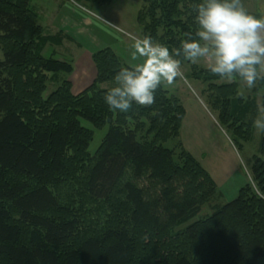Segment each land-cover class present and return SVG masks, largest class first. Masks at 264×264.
I'll return each instance as SVG.
<instances>
[{"label":"trees","instance_id":"16d2710c","mask_svg":"<svg viewBox=\"0 0 264 264\" xmlns=\"http://www.w3.org/2000/svg\"><path fill=\"white\" fill-rule=\"evenodd\" d=\"M30 1L0 0V264H261L264 133L251 158V183L210 216L177 230L218 195L190 153L163 146L179 136L180 100L160 86L152 106L110 110L100 85L128 66L109 47L91 55L96 75L82 92L73 94L65 79L45 96L57 74L73 69L43 56L48 44L67 37L44 34ZM199 2L143 0L136 20L143 36L172 50L194 34ZM190 72L241 149L252 138L264 80L244 98L238 79L226 82L196 65ZM260 100L264 107V94ZM81 120L108 127L93 155L94 132Z\"/></svg>","mask_w":264,"mask_h":264},{"label":"rangeland","instance_id":"374dc122","mask_svg":"<svg viewBox=\"0 0 264 264\" xmlns=\"http://www.w3.org/2000/svg\"><path fill=\"white\" fill-rule=\"evenodd\" d=\"M142 2L143 0H113L106 5L96 3L78 5L70 0H31L29 7L37 15L38 24L46 35H54L58 32L61 22L64 26L68 23L64 21L63 15L65 14H68V18L87 16L96 25L91 28L90 34L77 35L71 41L65 38L59 46L48 44L42 53L44 57H52L68 63L73 62L72 64L75 66L76 61L82 60L81 57L88 51L89 47L86 43H92L93 40L97 44L102 40L107 47L114 51L123 65L131 67L141 62L139 59L133 61L131 56L134 51V41L144 37L142 28L136 20ZM242 4L249 13L264 17V0H242ZM76 20L78 19H72L70 25H73ZM92 48L100 47L93 46ZM0 60H3L1 51ZM192 65L208 68L204 61L196 64L186 61L181 64L183 77L177 78L172 84L161 85L169 95L180 100L185 111L179 136L167 141L163 146L173 149L176 154L179 152V146L190 153L213 179L218 195L205 205L195 218L177 230H181L198 219L210 216L214 208L233 200L241 187L251 183L249 171L251 158L259 153L262 134L253 127L251 140L242 144L241 149H237L232 142L231 134L219 124L217 114L207 106L205 85L189 76ZM68 77L64 73L57 74L56 82L48 84L45 96ZM100 86L109 90L115 86V80ZM77 90L79 89L74 90L73 94H78L84 89ZM238 91L244 98L251 96L250 89L240 81H238ZM262 94L264 92L259 93L256 98L259 108L261 107ZM81 123L85 128L94 132L88 147V152L93 155L102 142L108 127L105 126L103 129L97 130L84 120H81ZM259 262L264 264V257L260 258Z\"/></svg>","mask_w":264,"mask_h":264},{"label":"clouds","instance_id":"9594fccd","mask_svg":"<svg viewBox=\"0 0 264 264\" xmlns=\"http://www.w3.org/2000/svg\"><path fill=\"white\" fill-rule=\"evenodd\" d=\"M194 34L170 50L145 35L133 44L131 67L121 68L115 86L104 94L112 111L128 113L134 105L152 106L164 83L183 77L181 60L204 61L221 79H238L248 89L264 80V17L250 14L242 0H200L192 9ZM252 126L264 133V107L257 109Z\"/></svg>","mask_w":264,"mask_h":264},{"label":"crops","instance_id":"0c3cea01","mask_svg":"<svg viewBox=\"0 0 264 264\" xmlns=\"http://www.w3.org/2000/svg\"><path fill=\"white\" fill-rule=\"evenodd\" d=\"M70 1H72V0H70ZM72 3H74V2L72 1ZM63 17L65 18L64 21L65 22L67 21L68 23L65 24V26H64V24H62V22H61V24L59 26L61 28H58V32L65 35L67 37L66 40H68V41H71L73 39V37H75L77 35L79 36L83 33L90 34L92 32L91 28L93 26H96L95 22L93 20H91L90 18H88L87 16H82L83 18H81V17L68 18L69 17L68 14H65V15H63ZM72 19H78V20H76L73 23V25H70V23H71L70 21ZM67 25H69V26H67ZM58 32H56V33H58ZM94 38H96V37H94ZM96 39L98 40V38H96ZM62 43H63V41H62ZM86 44L89 48H88V51H86L84 53V55L81 57L82 60H80L79 62L77 60L75 66H73V64H72L73 62L70 63L72 65L73 70H72L71 74L68 75L69 76L68 80L71 82L72 92L76 89H79L77 91H81V90L87 88L92 83V81L94 80L95 75H96V70H95V67L92 63L91 55L94 52L107 47L102 40L97 44L94 43L93 40H92V43L88 42ZM97 45H99V46H97ZM93 46L100 47V48H92Z\"/></svg>","mask_w":264,"mask_h":264}]
</instances>
